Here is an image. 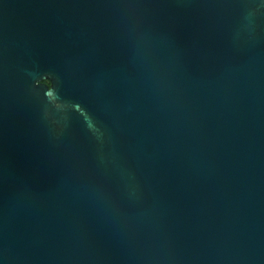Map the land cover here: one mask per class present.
Returning <instances> with one entry per match:
<instances>
[{
	"label": "water",
	"instance_id": "95a60500",
	"mask_svg": "<svg viewBox=\"0 0 264 264\" xmlns=\"http://www.w3.org/2000/svg\"><path fill=\"white\" fill-rule=\"evenodd\" d=\"M0 264H264V0H0Z\"/></svg>",
	"mask_w": 264,
	"mask_h": 264
},
{
	"label": "trees",
	"instance_id": "16d2710c",
	"mask_svg": "<svg viewBox=\"0 0 264 264\" xmlns=\"http://www.w3.org/2000/svg\"><path fill=\"white\" fill-rule=\"evenodd\" d=\"M46 82H48V83H50V81L49 80H45Z\"/></svg>",
	"mask_w": 264,
	"mask_h": 264
}]
</instances>
